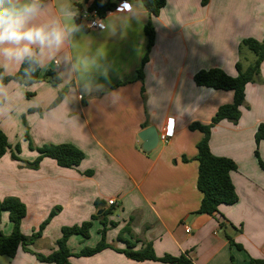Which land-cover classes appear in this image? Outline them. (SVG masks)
Returning a JSON list of instances; mask_svg holds the SVG:
<instances>
[{
    "label": "crops",
    "instance_id": "0c3cea01",
    "mask_svg": "<svg viewBox=\"0 0 264 264\" xmlns=\"http://www.w3.org/2000/svg\"><path fill=\"white\" fill-rule=\"evenodd\" d=\"M44 2L48 12L55 14L63 5L79 13L77 4L84 7L93 0ZM130 3L137 19L132 13L109 11L103 31L87 30L75 20L81 31L41 69V78L47 70L60 76L57 86L48 80L6 84L12 90L11 103L0 116V128L12 147L11 138L19 142L23 160L32 162L39 155L28 149L27 132L36 147L69 143L82 150L85 158L79 166L64 168L46 157L38 169H32L13 159L9 151L0 157V201L16 197L26 205L21 230L28 239L54 214L42 236L30 245L45 255L58 248L64 227L88 221L93 224L91 232L97 229L96 243L75 235L68 244L73 254L94 247L104 219L109 225L107 241L116 249L72 256L74 264H170L128 258L118 251L126 248L125 240L136 243L135 250L151 243L157 257L187 255L194 264L264 260V167L255 155V133L264 122V61L259 76L246 86L238 123L223 120L212 129L213 154L230 158L238 166L231 173L238 201L220 205L216 216L198 213L203 194L197 187L196 156L204 134L190 129L194 122L209 124L220 106L234 102L233 91L197 86L194 75L219 68L236 77L240 59L245 65L255 59L248 49L241 58L239 46L246 38L264 41V0H209L205 6L202 0H167L158 16L151 15L141 0ZM149 21L155 29V43L143 66ZM97 50L104 53L99 68ZM142 66L143 81L138 78ZM89 82L94 87L91 93L83 91ZM61 92L63 100L52 107ZM151 126L159 134L170 129L173 135L146 152L139 133ZM259 152L264 162V140ZM112 199L115 204L109 205ZM222 221L234 226L236 231L229 228L228 232L243 249L225 238ZM127 225L132 236L125 233L118 239ZM11 232L9 214L3 212L0 233ZM74 242H78L77 249H72ZM9 264L54 263L41 262L20 248Z\"/></svg>",
    "mask_w": 264,
    "mask_h": 264
},
{
    "label": "trees",
    "instance_id": "16d2710c",
    "mask_svg": "<svg viewBox=\"0 0 264 264\" xmlns=\"http://www.w3.org/2000/svg\"><path fill=\"white\" fill-rule=\"evenodd\" d=\"M88 1L89 0H83L84 3H87ZM121 2H124V0H93L91 8L97 10L100 16L105 17L107 12L116 10ZM141 2L153 16L160 15L162 9L167 5V0H141ZM208 3L209 0H202L203 6ZM77 7L80 10L83 8V4H77ZM76 20L80 23L78 18H76ZM145 33L148 38V46L147 53L143 59V66L147 63L149 52L155 43V29L151 21L146 24ZM244 49L251 51L254 54L255 59L248 65H245L240 59L236 64L238 71L236 77L228 75L225 71L219 68L200 70L194 75V81L197 86L234 92V102L220 106L209 124L194 122L190 125L191 130H199L204 134L202 140L197 144L198 154L196 156V160L199 162L197 187L203 194L201 206L198 210L199 214L216 216L219 214L220 205H232L238 201V194L231 177V173L236 171L238 166L236 162L230 158L213 154L210 148V140L212 129L221 121L228 120L234 124L238 123L242 115L241 107L245 103L246 86L249 83L254 82L261 72V65L264 61V41H260L256 38L243 39L239 46V55L241 58ZM143 66L138 71V78L141 81L144 80ZM25 68H27V65L20 66L18 71L11 75L13 78L11 80L5 79L4 83L8 84L11 81H16L23 85H31L40 82L41 80H48L53 86H57L61 82L60 76L55 71L47 70L43 78H41V69H38L35 73L25 74ZM142 93L144 96V88H142ZM63 98L64 92H61L52 104V107L57 106ZM146 126L147 124L143 127ZM25 139L29 141L30 149L37 150L39 153L38 157L32 162L23 160L20 157V144L17 143L12 147L6 134L0 128V157L11 151L13 159L27 164V166L32 169H38L41 161L46 157L54 159L59 166L64 168L79 166L85 158V153L73 144H45L41 147H36L28 132L26 133ZM263 140L264 122L258 126L255 133V155L262 167H264V162L260 158L259 145ZM3 212L9 214V221L12 224V232L9 235L0 233V256H7L12 259L17 255L19 249L23 248L25 251L35 255L41 262L74 264L71 262L72 256L86 257L95 255L107 248L116 249L114 245L107 241L109 225L101 218V224L103 227L101 230V238L94 247H85L78 254H73L68 244L69 239L75 235L82 236L85 240L91 238V228L93 224L88 221L83 222L81 225L64 227L61 231V237L57 242L58 248L52 253L45 255L34 252L30 248V245L33 243L34 239L42 236L54 214L40 225L38 232L35 233L31 239H28L21 230V223L27 215L26 205L16 197H6L0 201V223ZM108 213L109 212L107 211L104 212L101 217H104ZM114 225L115 224H111V226ZM220 227L223 235L232 246L243 249V246L237 244L232 235L228 232L229 228L230 230H235V228H233L234 226L230 225L228 227L227 224L222 221ZM125 233L132 236V229L130 226L127 225L121 230L118 239H121L122 234ZM125 242L127 244L126 248L118 251L124 253L128 258L133 260H157L170 264H194L193 261L184 254L180 256L165 255L163 257H157L151 243H147L141 249L135 250L136 243H132L129 240H125ZM251 262L253 264H264V260L259 259H251Z\"/></svg>",
    "mask_w": 264,
    "mask_h": 264
},
{
    "label": "clouds",
    "instance_id": "9594fccd",
    "mask_svg": "<svg viewBox=\"0 0 264 264\" xmlns=\"http://www.w3.org/2000/svg\"><path fill=\"white\" fill-rule=\"evenodd\" d=\"M119 11L132 13L137 19L130 0H124ZM77 16L78 10L71 5H63L58 13L52 14L44 0H0V116L10 105L12 95L4 80H11V73L19 66L27 65L25 74H28L53 62L81 31V26L75 23ZM103 54L97 50V68ZM93 90L91 82L83 88L87 93Z\"/></svg>",
    "mask_w": 264,
    "mask_h": 264
},
{
    "label": "built area",
    "instance_id": "2783aa9c",
    "mask_svg": "<svg viewBox=\"0 0 264 264\" xmlns=\"http://www.w3.org/2000/svg\"><path fill=\"white\" fill-rule=\"evenodd\" d=\"M120 4H123L121 2ZM119 4V5H120ZM119 5L117 9L119 8ZM80 24L87 30H99L103 31L106 29V23L104 17L100 16L97 10H93L91 5H85L77 16ZM173 135L172 130H167L159 134L160 143H167ZM115 204V200H109V205ZM187 232H190V229H187Z\"/></svg>",
    "mask_w": 264,
    "mask_h": 264
},
{
    "label": "water",
    "instance_id": "95a60500",
    "mask_svg": "<svg viewBox=\"0 0 264 264\" xmlns=\"http://www.w3.org/2000/svg\"><path fill=\"white\" fill-rule=\"evenodd\" d=\"M139 138L143 143L142 148L146 152L155 150L160 144L159 132L154 126L142 130L139 133ZM98 214H101V212Z\"/></svg>",
    "mask_w": 264,
    "mask_h": 264
},
{
    "label": "rangeland",
    "instance_id": "374dc122",
    "mask_svg": "<svg viewBox=\"0 0 264 264\" xmlns=\"http://www.w3.org/2000/svg\"><path fill=\"white\" fill-rule=\"evenodd\" d=\"M250 54H251L252 60H253L254 54L251 51H250ZM11 143H13V145L15 146L17 143L16 138H14V137L11 138ZM28 149H30L29 146H28ZM22 152H24V154H26L27 153L26 148H23ZM96 239H99V235H98L97 229H93L91 232V238H90V242H92V245H94L96 243ZM79 240H83V238L79 237ZM77 247H78V242H74L72 244V249H77ZM9 260H11V258H9L7 256H0V264H9Z\"/></svg>",
    "mask_w": 264,
    "mask_h": 264
}]
</instances>
